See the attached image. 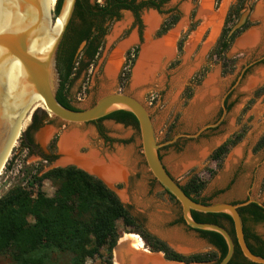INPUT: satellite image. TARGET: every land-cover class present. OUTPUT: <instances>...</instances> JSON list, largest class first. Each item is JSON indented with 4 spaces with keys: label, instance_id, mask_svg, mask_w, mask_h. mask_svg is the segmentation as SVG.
<instances>
[{
    "label": "rangeland",
    "instance_id": "1",
    "mask_svg": "<svg viewBox=\"0 0 264 264\" xmlns=\"http://www.w3.org/2000/svg\"><path fill=\"white\" fill-rule=\"evenodd\" d=\"M93 2L101 4L102 0ZM246 2L250 8L246 22L248 27L233 40L225 54L228 60H232V64H228L231 70L228 74H223L221 61L211 57V52L222 32L228 11L237 0L210 1V12L218 15L213 34L211 27H205L203 19L198 17L200 0H167L159 12L143 10L140 25L136 24L129 12H121L119 20L107 23V32L97 57L88 68L81 70L67 91L71 106L77 110L91 107L107 94L133 97L150 114L158 144H165L178 135H194L206 126L217 124L202 131L197 138H178L173 144L159 150L163 166L180 186L194 176L205 182L199 198L208 204H239L252 199L264 206V145L256 149L264 137V94L259 92L264 85V18L255 16L257 7L264 0H245L242 9L231 18L228 28H232L245 12ZM50 5H54V0L50 1ZM222 7L223 13L219 16ZM148 15H153L156 21L149 35L146 34L147 25L144 22ZM171 16L177 17L176 23L164 36L156 37L160 26ZM251 33L261 34L256 45L244 49L239 47L238 43ZM170 35L172 42L168 54L160 55L155 67L153 65L149 70H143L140 82L135 84L133 74L142 48L147 43L160 45ZM182 38V52L178 54L177 46ZM120 46H124L120 64L114 77L109 80L105 74L106 67ZM136 47L138 53L128 72L124 70L126 54ZM204 70L207 71L205 76L199 77ZM40 124L39 128L30 132L31 139L44 155L57 156V159L46 162L40 156L29 154L20 148L19 138L0 174V198L14 187L26 188L30 177H39L55 168L75 167L86 171L75 164H60L63 159L58 147L61 137L64 133L77 132L85 139L76 149L79 157L93 152L105 163L114 156L119 158L125 169V177L112 185L130 216L145 232L177 253L180 252L176 247L167 244L160 236H170L175 231L180 236H170L171 240L175 239V244L183 236L194 242V245L190 243L188 246V250L195 249L194 254L216 253L196 232L180 222L178 204L152 178L144 162L137 128L115 124L110 120L71 127L49 117ZM96 126L103 129L107 138L105 146L102 140H98ZM243 129V139L229 151L220 168H217L209 160L210 154ZM55 135H58L55 151H48L47 146ZM41 189L48 197H52L56 191L49 181H44ZM116 227L119 235L117 243L124 236L131 235L137 237L143 246L133 229L126 228L120 221ZM245 227L264 241V224L247 222ZM106 256L107 250L103 249L99 257L87 260L86 264H101ZM111 261L114 264L113 250ZM0 264L12 262L8 255H0Z\"/></svg>",
    "mask_w": 264,
    "mask_h": 264
},
{
    "label": "trees",
    "instance_id": "2",
    "mask_svg": "<svg viewBox=\"0 0 264 264\" xmlns=\"http://www.w3.org/2000/svg\"><path fill=\"white\" fill-rule=\"evenodd\" d=\"M91 1H76L73 18L57 54L60 87L56 99L62 107L71 111H77V109L71 106L68 99V86L81 70L88 68L97 57L107 32L106 24L119 20L121 12L128 11L133 14L136 24L140 25V14L143 10L151 9L159 12L167 0H103V5L91 3ZM244 2L245 0H237L235 6L229 9L222 32L211 52V57L221 61L223 74L231 71L228 69V64H232V60L226 58V52L233 40L248 27V24H245L227 39L231 29L228 28L231 18L242 9ZM60 4L61 0H57L56 5L54 4L55 16L59 12ZM53 6L50 5V8L52 9ZM176 21V16L167 19L156 32V37L164 36ZM183 41L182 38L178 43V54L182 52ZM81 45L83 47L79 52ZM137 53V47L127 52L124 70L127 69L129 72ZM84 60L87 62L84 63ZM206 72V70L202 71L199 77L203 78ZM259 92L264 94V85ZM37 108L42 106H35V109ZM36 114L34 113L32 118V127L26 131L28 144L22 143L21 138L19 141L20 148L27 150L29 154L32 153L29 145L33 144L30 130L39 128L41 121L46 122L47 118V115L42 113L41 121L36 122ZM104 119L137 128L135 118L127 112L118 111ZM28 125L27 117L21 132ZM244 134L243 129L228 138L210 154L209 160L220 168L224 157L241 142ZM263 145L264 137L259 141L256 149H260ZM49 149L55 151V140L50 143ZM44 160L52 162L56 160V157L52 156ZM44 181H49L56 187L52 197L46 196L42 191ZM204 186L205 182L194 176L181 186V189L194 202L206 205L208 202L199 198ZM168 196L175 201L173 197ZM238 212L242 219L244 238L249 250L252 254L264 259V241L245 227L247 222L264 224V209L256 204H250L239 209ZM192 218L197 223L213 224L224 228L235 243L232 221L227 215L192 212ZM119 221L126 228L133 229V233L142 240L150 253H161L168 262L219 264L227 253L221 236L212 232L194 231L213 247L216 253L188 256L177 254L137 225L117 195L100 180L75 167H66L49 170L39 177L32 176L26 188L14 187L0 198V255H8L12 264H86L87 260L99 257L100 252L106 249L107 256L101 264H112V250L119 239L116 227ZM180 222L183 223L182 219ZM229 264H251L242 257L236 243L234 255Z\"/></svg>",
    "mask_w": 264,
    "mask_h": 264
},
{
    "label": "water",
    "instance_id": "3",
    "mask_svg": "<svg viewBox=\"0 0 264 264\" xmlns=\"http://www.w3.org/2000/svg\"><path fill=\"white\" fill-rule=\"evenodd\" d=\"M76 1L61 0L59 12L55 16L57 0L52 9L49 0H0V174L15 143L25 131L21 132L23 122L28 117L30 124L34 113H44L50 119L71 127L94 123L118 111L130 113L137 122L145 165L155 182L178 204L184 225L192 231L212 232L222 237L227 253L219 264H229L234 255L235 243L247 262L264 264L263 258L252 254L249 250L238 212L239 209L250 204H256L263 209L264 206L252 199L239 204L196 203L184 194L181 186L167 172L160 159L159 150L163 146L173 144L178 138H197L202 131L217 124L206 126L194 135H178L165 144H158L150 114L133 97L107 94L99 98L91 107L77 111L68 110L57 102L56 95L60 87L57 54L73 18ZM244 8L245 12L230 29L227 39L246 24L250 13L247 2ZM57 21H60L59 29L55 30ZM35 106L42 108L35 109ZM84 172L100 180L119 198L112 184L104 182L97 175ZM119 200L122 203L120 198ZM192 212L227 215L232 221L235 243L224 228L195 222ZM118 245L119 242L113 249V263ZM124 253V257L128 259L141 256L148 264H180L168 262L163 254L150 253L145 248L143 251L128 248Z\"/></svg>",
    "mask_w": 264,
    "mask_h": 264
},
{
    "label": "bare ground",
    "instance_id": "4",
    "mask_svg": "<svg viewBox=\"0 0 264 264\" xmlns=\"http://www.w3.org/2000/svg\"><path fill=\"white\" fill-rule=\"evenodd\" d=\"M50 1L51 0H49V2ZM210 1L211 0H200L198 17H201L203 19L205 27H211L213 34L216 31L218 15H212V13L210 12ZM55 2L56 0H54V4ZM222 13L223 7L219 11V16ZM255 16L264 18V2L257 7ZM153 18V15H148L145 17L144 22L147 25V35L151 33L155 26L156 21ZM59 23L60 21L56 22L55 30L59 29ZM172 35H170L160 45H154L150 43L145 44V46L142 48L141 58L137 64V67L134 70L133 82L135 84L140 82L143 75V70H149V68H151L153 65V67H155V62L157 61V58H159L160 55H163V53L165 54L170 51ZM260 35V33H251L250 35L245 37L240 43H238L239 47L244 49L248 48L249 46L251 47L252 45H256V43L259 41ZM123 48L124 46H120L112 55L107 64L105 74L109 80H111L117 72V68L120 64V55ZM148 70H146V72L149 73ZM153 70L154 69L152 68V71ZM84 140L85 139L77 132L63 134L58 143L60 154L63 157L60 164H75L79 167L84 168L86 171L97 175L108 184H112L114 182L122 180L125 177V169L123 168V165L122 163H120V160L117 156L112 157L108 161V163H105L101 159H98L99 156H97L93 152H88L89 154L87 153V155L79 157V155H77L76 153V149L78 146L84 143ZM124 237L119 241V247L114 253V264H148L146 263V261H144L143 257L138 255L129 259L124 257V252L128 248L136 251H143V246L137 237L131 235Z\"/></svg>",
    "mask_w": 264,
    "mask_h": 264
},
{
    "label": "flooded vegetation",
    "instance_id": "5",
    "mask_svg": "<svg viewBox=\"0 0 264 264\" xmlns=\"http://www.w3.org/2000/svg\"><path fill=\"white\" fill-rule=\"evenodd\" d=\"M103 4H104V3H103V0H102L101 5H103ZM125 12H128V11H125ZM129 13L132 14L131 12H129ZM132 16H133V14H132ZM133 18H134V16H133ZM35 118H36V122H40L41 119H42V114L37 113L36 116H35ZM104 120H110V121H112V122L115 123V124H119V123H117L116 121L111 120V119H104ZM101 121H103V119L100 120V121L98 120V121H96V122H94V123H91V124H94V125H95L96 123L101 122ZM32 124H33V122L31 121V123L28 125V127L25 129V131L23 132L22 136L20 137L22 143L28 144V142H27V136H26V131H27V129H29V128L32 127ZM87 125H88V124H87ZM31 131H34V130L31 129L30 132H31ZM96 133H97V136L99 137L98 140H102V141H103V145L105 146V144L107 143V141H106L107 138H106V137L104 136V134H103V129H102V127L96 126ZM53 140H55V147H56V145H57V141H58V135L53 136L52 139H51V141H50V143H51ZM32 143H33V141H32ZM48 145H50V144H48ZM29 146H30V151H31L33 154H35V155H37V156H40L41 158H50V157H48V156H46V155L43 154L41 148H40L38 145L36 146V145L33 143L32 145H29ZM47 147H48L47 150L50 151L49 146H47ZM55 157H56V159H57V156H55ZM98 158H99V157H98ZM180 216H181V215H180ZM253 234H254V233H253ZM254 235H256V234H254Z\"/></svg>",
    "mask_w": 264,
    "mask_h": 264
},
{
    "label": "crops",
    "instance_id": "6",
    "mask_svg": "<svg viewBox=\"0 0 264 264\" xmlns=\"http://www.w3.org/2000/svg\"><path fill=\"white\" fill-rule=\"evenodd\" d=\"M174 234V235H177V238H180V236L174 231L173 233H171V235ZM170 235V236H171ZM170 236H160V238L164 239L166 241L167 244L171 245L172 247H176V250L182 254H189V255H193L195 253V249L193 250H188V246H190V243L194 245V242H192L191 240H188L186 239L185 237L180 239V241L178 239H176V241H179L177 244L174 243V240H171ZM188 242V243H187ZM180 247H182L180 249ZM183 249H185L184 252Z\"/></svg>",
    "mask_w": 264,
    "mask_h": 264
}]
</instances>
